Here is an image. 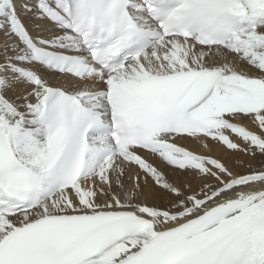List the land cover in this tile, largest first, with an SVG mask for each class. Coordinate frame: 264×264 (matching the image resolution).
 Here are the masks:
<instances>
[{"label": "snow or ice", "instance_id": "6c2138e0", "mask_svg": "<svg viewBox=\"0 0 264 264\" xmlns=\"http://www.w3.org/2000/svg\"><path fill=\"white\" fill-rule=\"evenodd\" d=\"M0 264H264V0H0Z\"/></svg>", "mask_w": 264, "mask_h": 264}]
</instances>
